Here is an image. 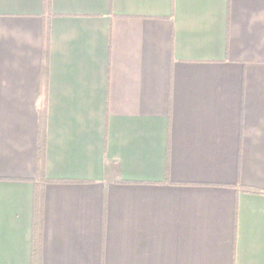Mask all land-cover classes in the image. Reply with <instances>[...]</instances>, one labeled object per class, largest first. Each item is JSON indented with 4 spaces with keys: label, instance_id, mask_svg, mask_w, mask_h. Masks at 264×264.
<instances>
[{
    "label": "crops",
    "instance_id": "1",
    "mask_svg": "<svg viewBox=\"0 0 264 264\" xmlns=\"http://www.w3.org/2000/svg\"><path fill=\"white\" fill-rule=\"evenodd\" d=\"M37 194L39 264H264V0H0V264Z\"/></svg>",
    "mask_w": 264,
    "mask_h": 264
},
{
    "label": "trees",
    "instance_id": "2",
    "mask_svg": "<svg viewBox=\"0 0 264 264\" xmlns=\"http://www.w3.org/2000/svg\"><path fill=\"white\" fill-rule=\"evenodd\" d=\"M47 1V0H46ZM44 147V134L41 131L40 141H39V154L42 152ZM42 195H36L35 200V222H34V231H33V264H39V213L41 208Z\"/></svg>",
    "mask_w": 264,
    "mask_h": 264
}]
</instances>
